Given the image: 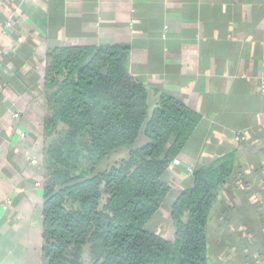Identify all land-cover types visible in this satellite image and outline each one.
<instances>
[{
  "label": "crops",
  "instance_id": "1",
  "mask_svg": "<svg viewBox=\"0 0 264 264\" xmlns=\"http://www.w3.org/2000/svg\"><path fill=\"white\" fill-rule=\"evenodd\" d=\"M85 46H126L135 80L200 116L165 173L163 209L189 169L234 154L208 263L264 264V0H0V264H41L45 57Z\"/></svg>",
  "mask_w": 264,
  "mask_h": 264
},
{
  "label": "trees",
  "instance_id": "2",
  "mask_svg": "<svg viewBox=\"0 0 264 264\" xmlns=\"http://www.w3.org/2000/svg\"><path fill=\"white\" fill-rule=\"evenodd\" d=\"M126 46L50 50L41 93V264H209L207 221L234 154L192 168L171 199V238L152 223L168 168L200 116L128 71Z\"/></svg>",
  "mask_w": 264,
  "mask_h": 264
},
{
  "label": "rangeland",
  "instance_id": "3",
  "mask_svg": "<svg viewBox=\"0 0 264 264\" xmlns=\"http://www.w3.org/2000/svg\"><path fill=\"white\" fill-rule=\"evenodd\" d=\"M152 226L155 232H158V229H160V233L164 232L167 237L170 235V225L167 218V211L165 209L162 208L157 214V217L153 220Z\"/></svg>",
  "mask_w": 264,
  "mask_h": 264
},
{
  "label": "built area",
  "instance_id": "4",
  "mask_svg": "<svg viewBox=\"0 0 264 264\" xmlns=\"http://www.w3.org/2000/svg\"><path fill=\"white\" fill-rule=\"evenodd\" d=\"M259 88L260 92L264 94V59L260 63V76H259ZM13 117H18V113H14ZM21 136L23 137L24 134L22 133ZM244 139L241 133H236L234 135V140L240 142ZM191 171V169H189Z\"/></svg>",
  "mask_w": 264,
  "mask_h": 264
}]
</instances>
